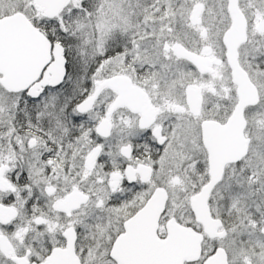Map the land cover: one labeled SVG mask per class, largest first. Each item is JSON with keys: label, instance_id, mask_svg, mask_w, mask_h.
Wrapping results in <instances>:
<instances>
[{"label": "snow or ice", "instance_id": "obj_1", "mask_svg": "<svg viewBox=\"0 0 264 264\" xmlns=\"http://www.w3.org/2000/svg\"><path fill=\"white\" fill-rule=\"evenodd\" d=\"M0 264H264V0H0Z\"/></svg>", "mask_w": 264, "mask_h": 264}]
</instances>
